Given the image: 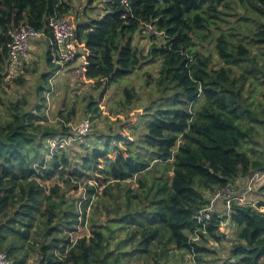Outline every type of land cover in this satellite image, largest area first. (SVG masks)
<instances>
[{
	"label": "trees",
	"instance_id": "trees-1",
	"mask_svg": "<svg viewBox=\"0 0 264 264\" xmlns=\"http://www.w3.org/2000/svg\"><path fill=\"white\" fill-rule=\"evenodd\" d=\"M70 2L0 0V78L11 72L8 28L27 23L50 35L48 19L69 17ZM237 2L255 12L252 28L226 19ZM104 10L73 26L84 76L103 97L146 59L160 57L156 84L169 94L131 137H75L66 126L75 118L73 105L54 128L41 104L25 110L27 102L19 100L0 112V251L13 264H26L32 255L37 264H131L147 257L162 264L159 259L178 252L192 264H264V181L252 196L245 194L253 175L264 173V106L253 107L252 97L254 88H264V0H106ZM147 26L161 41L144 55L133 36ZM239 29L250 31L241 35ZM210 39L221 66L197 49L198 41ZM50 47L45 62L57 66ZM123 94L126 103L134 99L128 87ZM51 136L81 139L86 151L77 160L72 150L50 152L45 139ZM232 185L243 193L233 190L229 209L225 199L217 200L209 218L197 219L217 190ZM79 188L85 192L77 197ZM222 223L234 233L222 232ZM123 227L125 238L111 245Z\"/></svg>",
	"mask_w": 264,
	"mask_h": 264
},
{
	"label": "rangeland",
	"instance_id": "rangeland-1",
	"mask_svg": "<svg viewBox=\"0 0 264 264\" xmlns=\"http://www.w3.org/2000/svg\"><path fill=\"white\" fill-rule=\"evenodd\" d=\"M105 2L106 0H71L70 3L73 7V12L69 17L72 21L73 16L77 14L80 17L82 16L85 21L89 18H100L105 13ZM230 2L234 5L236 0H230ZM75 10L77 14L74 12ZM253 18H256V15L249 3L244 7L240 2H237L236 9L230 11V13L226 15V19L232 26H237L242 22L244 27L249 23L252 28L251 21ZM212 29L214 31L213 33L217 34L215 29ZM249 31L250 29H247L246 32H240L241 35H244ZM158 36V32L153 30L150 26L145 30L143 29L137 32L133 36V44L140 49L142 54L147 55L150 45L158 44V41H161V38ZM211 38H213V36H211ZM31 43L32 48L22 66L15 72L8 71L4 77L0 78L1 114L6 112L7 106L19 100L27 102V105L24 107L25 110H30L31 107L33 108L37 104H41V114L46 116L47 126L54 128L57 127L61 121H65L67 111H69L73 105L76 110V115L72 122L66 123V126L72 129L71 132L75 137L77 136L75 133L78 132V126L85 119L89 120L90 126L85 134H87L86 136H92L85 137L83 140L87 138L94 139L98 137L97 133L100 132L106 134L118 132L123 136L126 135L131 137L143 131V122L146 116L154 112L159 103L164 104V98L169 94L168 90L161 92V88L156 84L157 77L159 76L160 57L154 59H150L151 57H149L146 59L140 67H137L129 75L111 84L107 93L101 97L102 88H96L92 80L84 76L83 56H78L76 61L69 65L51 66L47 65L45 62L47 41H43V43L41 41L38 46H34V41ZM213 43V39H210L209 42L202 43V45L198 41L197 49L206 52V54H211L214 63L221 66L222 63L213 49ZM237 70L240 72L242 69ZM44 72H47V74L50 72L53 73L46 82L41 80V74ZM259 76L261 75L259 74ZM20 78L23 79V82L17 81V79ZM38 87H41V89H38ZM125 87L130 88L134 93V99L129 103H126L125 95L123 94V89ZM246 88L250 91L253 89V86L247 84ZM261 91L264 92V88H261V90L254 88L252 97L256 100L257 104L253 105V107L258 108L259 102H263L264 106V97L260 93ZM147 107H151L153 111L150 110V112H147ZM95 108L97 109L94 111ZM75 137L72 139L66 136L63 141L60 142V145H57L54 137L51 136L45 139V144L50 146V152L59 151L70 153V150H72V155L77 160L80 153H84L86 150L85 147L81 145L82 140L74 141ZM113 142L114 141H111V144ZM252 143L253 142H250L249 145H252ZM118 144L120 145V142ZM44 154L46 158L49 156L46 152H44ZM248 180L249 178L246 179V181ZM263 181L264 173H255L249 180L250 189H246L245 194H250L251 191L253 192ZM232 186L234 188L231 189L236 191L237 194L243 193V190L240 192L238 188L234 185ZM101 189L102 187L98 189L97 192L100 194L99 199L102 198L101 194H103ZM84 192V188H79L75 191V196H82ZM250 196H252V193ZM94 198H96V196ZM100 204L99 202L94 203L96 208L103 210V206ZM90 212H92V209H90ZM112 216L113 214L111 217ZM220 229L225 233H234V229L228 227L226 223L221 225ZM125 231L126 228L123 227L115 232L114 234L118 235V237L111 238V245H114L116 240L125 238ZM223 244L227 246L229 243L225 242ZM206 245H213L217 250H219L218 247L221 246L212 241L206 242ZM128 247L129 245L126 246V248ZM160 247L159 245L158 248ZM157 252L159 253L160 249L157 250ZM178 260H181V264H192L191 256L186 252H178L174 259L170 257L164 260L159 259V262L165 264L169 261L176 262ZM150 262L151 260L148 257L139 259L138 262L131 260V264H150ZM26 264H37L36 256L32 255Z\"/></svg>",
	"mask_w": 264,
	"mask_h": 264
},
{
	"label": "built area",
	"instance_id": "built-area-1",
	"mask_svg": "<svg viewBox=\"0 0 264 264\" xmlns=\"http://www.w3.org/2000/svg\"><path fill=\"white\" fill-rule=\"evenodd\" d=\"M121 1L124 3L126 2V0ZM47 29L51 38L50 62L59 66L74 63L81 52V46L74 39V27L71 19L67 15L51 16L47 21ZM7 34L10 37L9 70L15 72L26 60L29 53L30 42L41 37L43 32L37 31L27 23H20L17 26L9 27ZM89 128V120L85 119L78 126V132L76 134H85ZM63 139L64 138H61L58 141H56V139L54 140L58 144V142H62ZM233 193L231 188L217 190L209 201V205L199 212L197 219L202 220L203 218H209V213L215 210L217 200L225 199L226 208L229 209ZM227 212H229V210ZM221 225H224V223ZM0 264L13 263L0 251Z\"/></svg>",
	"mask_w": 264,
	"mask_h": 264
},
{
	"label": "crops",
	"instance_id": "crops-1",
	"mask_svg": "<svg viewBox=\"0 0 264 264\" xmlns=\"http://www.w3.org/2000/svg\"><path fill=\"white\" fill-rule=\"evenodd\" d=\"M76 14H77V11L75 10L74 11ZM75 19V20H74ZM80 20L81 21H83L84 20V18L81 16H78V14L77 15H75V16H73V21H74V24H77V23H80ZM82 23V22H81ZM50 35H42L41 37H39V38H37V39H39V40H34V46H38L40 43H41V41H42V43H43V41H47V50L46 51H48V48H49V46H50V44H51V39H50V37H49ZM31 48H32V46H31ZM220 204H222V202H218L217 203V206H219ZM234 232V231H233ZM233 232H231V233H233ZM232 236V235H231Z\"/></svg>",
	"mask_w": 264,
	"mask_h": 264
},
{
	"label": "clouds",
	"instance_id": "clouds-1",
	"mask_svg": "<svg viewBox=\"0 0 264 264\" xmlns=\"http://www.w3.org/2000/svg\"><path fill=\"white\" fill-rule=\"evenodd\" d=\"M73 26H74V23H73ZM147 28V27H146ZM24 63V62H23Z\"/></svg>",
	"mask_w": 264,
	"mask_h": 264
}]
</instances>
